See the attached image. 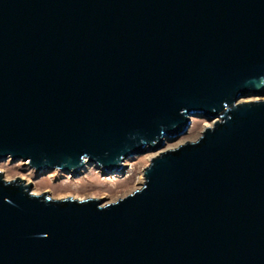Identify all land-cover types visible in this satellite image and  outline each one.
<instances>
[{"label": "water", "instance_id": "water-1", "mask_svg": "<svg viewBox=\"0 0 264 264\" xmlns=\"http://www.w3.org/2000/svg\"><path fill=\"white\" fill-rule=\"evenodd\" d=\"M264 0H0V160L118 170L114 202L0 171V264H264ZM214 120L164 149L189 116Z\"/></svg>", "mask_w": 264, "mask_h": 264}, {"label": "rangeland", "instance_id": "rangeland-1", "mask_svg": "<svg viewBox=\"0 0 264 264\" xmlns=\"http://www.w3.org/2000/svg\"><path fill=\"white\" fill-rule=\"evenodd\" d=\"M264 99V94H248L240 100ZM188 130L176 137L165 140L164 149L174 148L187 141H195L201 135L208 123L214 120L202 112H195L189 116ZM156 152L134 154L127 157L118 170L106 172L99 165L85 163L79 172L61 169H41L34 171L29 163L22 160L5 158L0 160V171L7 180L17 176L27 178L30 182V192L37 195L45 192L52 199L71 197L73 199L102 198V204L114 202L141 187L144 182L143 169L149 165ZM26 183V184H27Z\"/></svg>", "mask_w": 264, "mask_h": 264}, {"label": "bare ground", "instance_id": "bare-ground-1", "mask_svg": "<svg viewBox=\"0 0 264 264\" xmlns=\"http://www.w3.org/2000/svg\"><path fill=\"white\" fill-rule=\"evenodd\" d=\"M204 126L208 127V123H206ZM22 181L24 182V184L27 183V178L25 177H21ZM32 194H35V193H32Z\"/></svg>", "mask_w": 264, "mask_h": 264}]
</instances>
